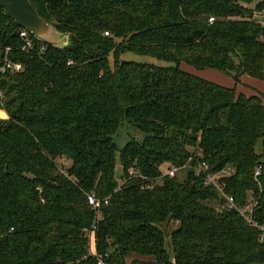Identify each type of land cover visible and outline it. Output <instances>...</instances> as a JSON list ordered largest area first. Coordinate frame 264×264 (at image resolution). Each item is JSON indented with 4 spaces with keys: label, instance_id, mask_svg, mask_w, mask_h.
<instances>
[{
    "label": "trees",
    "instance_id": "16d2710c",
    "mask_svg": "<svg viewBox=\"0 0 264 264\" xmlns=\"http://www.w3.org/2000/svg\"><path fill=\"white\" fill-rule=\"evenodd\" d=\"M30 1L70 44L34 37L24 52L0 8V61L10 47L24 66L0 75V264H98L93 224L108 264H264L262 231L219 209L225 194L239 206L253 197L264 223V94L183 67L264 81V0ZM123 124L143 139L119 148ZM203 164L231 170L222 191L197 174ZM92 192L108 203L94 209Z\"/></svg>",
    "mask_w": 264,
    "mask_h": 264
},
{
    "label": "built area",
    "instance_id": "2783aa9c",
    "mask_svg": "<svg viewBox=\"0 0 264 264\" xmlns=\"http://www.w3.org/2000/svg\"><path fill=\"white\" fill-rule=\"evenodd\" d=\"M213 20V18H211ZM264 24V20L262 21ZM17 33L22 41V50L24 52L30 53L35 50L36 44L34 41V35L27 29L21 27L20 29L17 30ZM108 34V32H106ZM11 51L10 47H7L5 49V53L3 57L1 58L0 61V75L6 74L8 72H18L21 71L24 66L23 63L20 61H14L13 59L10 58L9 52ZM46 51V46L43 45L40 48V52L43 53ZM72 64V61L70 62ZM0 96H2V90L0 88ZM1 118V116H0ZM197 171V174L204 173L206 175L205 179V184L206 185H215L217 188L221 190V187L218 183V178L223 176V175H230L231 170L230 169H224L220 172H210L209 171V166L206 164H203L200 167L195 168ZM181 170V168L178 167H169L168 171L164 173L165 175H169L171 177H174L177 175V173ZM260 171L258 170L256 175H258ZM130 174L134 175L135 172L134 170H130ZM222 191V190H221ZM226 201L225 203L221 204L219 206L220 210L223 209H229V210H237L240 215L244 218V220L251 226L258 227L262 231V236L261 239H264V223H260V221L257 218L256 215V206H257V201L255 198L250 197L248 202L243 204V205H237L235 202V199L231 195H226L225 194ZM88 201L89 204L92 205L94 209H97L101 202H104L105 204L108 203V199H105L104 201L100 200L96 193L92 192L88 195ZM96 230H97V225L93 224L91 227H86L84 228V232L88 235L90 239V245H89V255L96 256L97 258V263L98 264H108L102 255H99L97 253L96 249Z\"/></svg>",
    "mask_w": 264,
    "mask_h": 264
},
{
    "label": "rangeland",
    "instance_id": "374dc122",
    "mask_svg": "<svg viewBox=\"0 0 264 264\" xmlns=\"http://www.w3.org/2000/svg\"><path fill=\"white\" fill-rule=\"evenodd\" d=\"M124 58L130 59V60L141 61V62H153V63L158 64V65H165L166 64V62H164L162 60L152 58V57H148V56L138 55L135 53H128V54L124 55ZM111 60L113 61L112 57H111ZM183 67L186 70H190V72L197 74L200 77H203L205 79H208L212 82H215V83L223 85V86L234 87L236 84L235 80L233 79V77L231 75L226 74V73L219 71V70H216V69H212V68L197 69L196 67L189 65L187 63H183ZM246 77H248V76H246ZM250 78H252V77H250ZM253 79H255V78H253ZM245 81H247V80H245ZM256 82H258V83H256ZM255 83L256 84H248L245 82L244 83L240 82V84L238 86H236L237 94L244 93V94L248 95L253 90H254V93L264 94V81L255 79ZM143 136H144V134L139 129H137L135 127H131L127 124H123L119 128L118 132L115 135V142L117 143L119 148H122L126 144V142L128 141V139L130 137H135L139 140H142ZM57 163H58L59 167H61L63 169H66L71 165V161L68 160L67 158H64V157L58 158ZM168 169H169L168 164H165L164 166H162V171L164 173H166L168 171ZM117 173H118V176L121 174V163H120L119 159L117 161ZM177 174L180 177H183L186 175V172L180 170ZM178 225H179L178 222L166 223V224H164V229H165V231L170 233L173 229L177 228ZM167 243H168V240H167Z\"/></svg>",
    "mask_w": 264,
    "mask_h": 264
},
{
    "label": "water",
    "instance_id": "95a60500",
    "mask_svg": "<svg viewBox=\"0 0 264 264\" xmlns=\"http://www.w3.org/2000/svg\"><path fill=\"white\" fill-rule=\"evenodd\" d=\"M0 8L4 9L6 16L29 30L38 40L55 47H66L70 44L69 34L61 32L46 21L30 0H0Z\"/></svg>",
    "mask_w": 264,
    "mask_h": 264
},
{
    "label": "crops",
    "instance_id": "0c3cea01",
    "mask_svg": "<svg viewBox=\"0 0 264 264\" xmlns=\"http://www.w3.org/2000/svg\"><path fill=\"white\" fill-rule=\"evenodd\" d=\"M247 75H244V76H242V78H241V82H245V83H248V84H256V83H258V82H256L255 83V79H253V78H250L249 76L248 77H246ZM245 78V79H244ZM245 80H247V81H245ZM240 83H238V84H235V87L236 86H238ZM258 92V91H257ZM252 94H255L254 93V90L250 93V94H248V95H252Z\"/></svg>",
    "mask_w": 264,
    "mask_h": 264
}]
</instances>
